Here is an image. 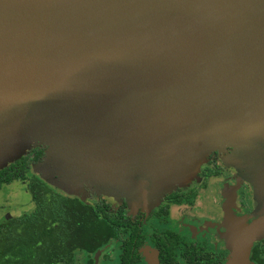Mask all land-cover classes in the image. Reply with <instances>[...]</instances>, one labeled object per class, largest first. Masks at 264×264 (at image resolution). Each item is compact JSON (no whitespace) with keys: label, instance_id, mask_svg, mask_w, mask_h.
Masks as SVG:
<instances>
[{"label":"water","instance_id":"1","mask_svg":"<svg viewBox=\"0 0 264 264\" xmlns=\"http://www.w3.org/2000/svg\"><path fill=\"white\" fill-rule=\"evenodd\" d=\"M244 131L264 151V0H0V169L40 146L62 192L147 210Z\"/></svg>","mask_w":264,"mask_h":264},{"label":"flooded vegetation","instance_id":"2","mask_svg":"<svg viewBox=\"0 0 264 264\" xmlns=\"http://www.w3.org/2000/svg\"><path fill=\"white\" fill-rule=\"evenodd\" d=\"M23 156L31 158L25 178L45 182L40 174L27 173L30 165L42 156V148L35 147ZM222 157L223 154L211 152L200 166L197 181L174 187L146 212L132 211L123 202L113 206L82 199L90 204H106V210L126 224L124 232L117 233L92 253L74 249L68 264H77L78 256L83 258L82 264H234L237 230L253 223L258 215L264 221V192L254 204L248 177L242 179L236 174L241 170L240 156H230L229 163ZM262 165L264 162L257 167ZM234 176L240 180L237 186H215L220 180ZM260 177L264 190V169ZM20 182L25 180L2 181L0 190L11 183L19 186ZM11 217L6 214L0 224ZM239 264H264V235L248 244L247 254L244 251Z\"/></svg>","mask_w":264,"mask_h":264},{"label":"trees","instance_id":"3","mask_svg":"<svg viewBox=\"0 0 264 264\" xmlns=\"http://www.w3.org/2000/svg\"><path fill=\"white\" fill-rule=\"evenodd\" d=\"M29 161L21 156L0 169V183L25 180L32 204L0 224V264H68L74 249L92 253L124 232L126 221L111 215L106 204L86 203L46 181L26 179Z\"/></svg>","mask_w":264,"mask_h":264},{"label":"rangeland","instance_id":"4","mask_svg":"<svg viewBox=\"0 0 264 264\" xmlns=\"http://www.w3.org/2000/svg\"><path fill=\"white\" fill-rule=\"evenodd\" d=\"M242 138L239 142V145L237 146V150H234V152H230L232 147L230 146H224L225 148H223V150L220 151L219 146L217 148H214L212 150H210L208 152V155H206L207 157L210 155L211 152H218L219 154H223L222 159H224L226 161V163H229V159L230 156H240V161L238 163V166L241 168V170L239 169L237 171L236 174H240V176L242 177V179H244V177H248V181H249V186L250 189L252 191V199L254 204H256L257 202H259L262 193L264 192V190H262L261 188V177L260 174L264 169V166L262 165L260 168L257 167V164H263L264 162V151L262 150L261 146L259 145V142L257 139L251 140L249 138H247L245 136V131L242 133ZM218 135L214 136L213 139L217 138ZM211 140V139H210ZM40 148V146H38ZM35 148V147H34ZM42 148V147H41ZM240 148V149H239ZM33 149V148H32ZM229 149L230 151L228 152ZM31 150V149H30ZM29 150V151H30ZM28 152V151H27ZM200 152V147H196V149H188L186 150L185 154L188 155H184L183 156H197L198 153ZM206 157V159H207ZM232 158V157H231ZM253 158L256 159V161H253ZM205 159V161H206ZM261 159L262 162H259V160ZM45 154L43 153V148H42V156H40V158L38 159V161L35 164H31L28 170V174L29 172H31L32 174H39L40 171V167L42 166V164L45 161ZM231 160V159H230ZM205 161L201 164L203 165L205 163ZM8 165V164H7ZM200 165V166H201ZM200 166L197 170H194L191 172V174L186 178L188 179L186 183L188 182H193V180L197 181L198 180V173L200 170ZM246 175V176H245ZM240 182V180L238 179V177H230L228 179H222L219 182L215 183L218 186H226V184H229V187H232V185L230 184H235L236 186L238 185V183ZM19 186L15 183H11L9 185H5L3 186V188L0 190V220H2L4 218V216L6 214L12 215V216H17L20 215L21 213L25 212V211H29L32 209V204L30 202V198L28 195V192L26 191V189H24L25 183H18ZM183 184V185H185ZM181 185V186H183ZM83 189V199H86L88 201L91 202H96V201H104L107 202L109 205H118L120 203H124L126 205V207L132 211H137V210H141L139 207H131L128 206L124 200H120V201H114L111 202L110 200L108 201V199L104 198L102 196V194H100L98 191H95L93 187L91 188H82ZM161 200V199H160ZM159 200V201H160ZM159 201L153 205L151 208L155 207ZM151 208L147 209V210H142V211H148ZM3 211H7L6 214ZM261 220H260V215H258L255 218V221H253L252 225L255 224H261ZM80 259L82 261H80ZM79 256L77 257V264H82L83 262V258H80Z\"/></svg>","mask_w":264,"mask_h":264}]
</instances>
